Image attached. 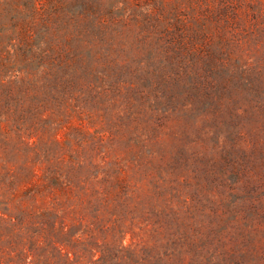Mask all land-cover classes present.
Here are the masks:
<instances>
[{"label": "rangeland", "instance_id": "rangeland-1", "mask_svg": "<svg viewBox=\"0 0 264 264\" xmlns=\"http://www.w3.org/2000/svg\"><path fill=\"white\" fill-rule=\"evenodd\" d=\"M0 264H264V0H0Z\"/></svg>", "mask_w": 264, "mask_h": 264}]
</instances>
